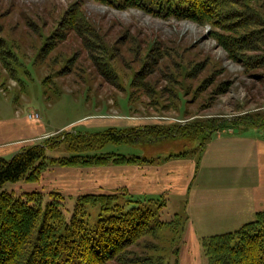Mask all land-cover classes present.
Returning a JSON list of instances; mask_svg holds the SVG:
<instances>
[{
	"label": "rangeland",
	"instance_id": "374dc122",
	"mask_svg": "<svg viewBox=\"0 0 264 264\" xmlns=\"http://www.w3.org/2000/svg\"><path fill=\"white\" fill-rule=\"evenodd\" d=\"M230 9L241 15L239 21L230 18L240 24L232 31L233 25L162 19L92 0H0V158L49 137L61 139L64 132L181 125L185 132L176 138L107 144L101 152L148 159L142 172L156 167L148 175L168 183L165 167L179 168L180 161L170 155L192 151L186 161L193 167L182 161V170L172 168L168 176L193 183L184 193L164 194L160 219L179 214L193 222L187 227L199 238L255 221V213L248 214L255 205L250 191L264 195V143L255 159L238 153L236 139L254 138V145L264 140V129L243 123L249 117L264 122V0H239ZM244 159L262 163L246 165ZM88 176L71 174L80 182ZM6 189L18 191L14 185ZM200 193L209 201L203 204ZM203 208L217 216L225 211L228 226L199 225ZM96 215L92 209L90 224ZM171 235L157 231L154 240L165 264L176 257L169 256V247L179 235L173 242ZM185 238L179 264H206L196 242Z\"/></svg>",
	"mask_w": 264,
	"mask_h": 264
},
{
	"label": "trees",
	"instance_id": "16d2710c",
	"mask_svg": "<svg viewBox=\"0 0 264 264\" xmlns=\"http://www.w3.org/2000/svg\"><path fill=\"white\" fill-rule=\"evenodd\" d=\"M92 1L114 9H137L162 19L209 22L221 29L234 24L229 22L230 18L241 20V15L230 9L239 0ZM237 25L239 22L230 30ZM249 118L243 123L264 129V122ZM256 118L262 119L260 115ZM180 126L140 125L108 127L94 133L64 132L61 139L49 137L16 150L8 159L1 157L0 264H165L166 257L158 255L154 242L157 231L163 230L172 234L171 242L179 235L178 243L169 247V256H176L173 263L179 264L180 240L188 234V220L174 214L173 219L163 221L160 217L168 201L165 193L137 194L135 185L126 184L127 178L111 175L117 167L141 168L152 161L101 152V148L107 144L141 142L144 138H176L185 132L186 127ZM192 153L178 152L171 154L170 159L186 161ZM55 170H73L77 176L89 172V176L80 182L69 175L54 177ZM99 170L108 172V176L102 178ZM7 185L16 186L18 191L7 190ZM92 209L97 210V215L90 224ZM255 215V221L234 231L197 239L206 264H264V210ZM146 236L152 240H145Z\"/></svg>",
	"mask_w": 264,
	"mask_h": 264
},
{
	"label": "crops",
	"instance_id": "0c3cea01",
	"mask_svg": "<svg viewBox=\"0 0 264 264\" xmlns=\"http://www.w3.org/2000/svg\"><path fill=\"white\" fill-rule=\"evenodd\" d=\"M241 139V136H238V138L236 139L237 140V143H238V153L241 154V153H247L248 155H251L253 158L257 159L258 157V153H257V150H256V147L258 145H262L264 143V140H259V141H256V144L257 145H254V138H251L249 140H244L242 141L243 143H241L239 140ZM246 142V143H244ZM212 145V142H210V144L208 146H211ZM206 148V151H207V146L205 147ZM252 149V150H250ZM16 151V150H14ZM248 161H251V162H258L260 161L262 163V160H252V159H244V164L247 165ZM168 163H171V162H168ZM193 163V162H192ZM192 163H190L189 161H186V165H190L191 167L192 166ZM235 164H237L236 162H234ZM259 163V162H258ZM179 164V168H177L175 165L172 166V167H165V170H166V178H167V182H164L162 181L161 179H159L160 177H156L152 174H149L148 175V172L147 170H151L152 168H156V167H147V169L145 170V172H142L141 168H136V167H117V168H126L130 174L132 175L131 177L128 175H126L127 179H128V183H126L127 185H132L131 187H133L134 185V190L137 188L138 191L137 194H144V193H148V194H151L153 192H160V193H165V194H180V193H184L186 191L189 190L190 186L192 185L193 181L190 182V179L188 181H184V180H180L179 182L178 181H175L174 179H172L171 177L168 176V173L171 171L172 168H177L179 169V171L182 170V161H179L178 162ZM119 169H115L113 170V172L111 173L112 176H115L117 179H124L125 177H123L121 175V172L118 171ZM158 171V170H157ZM54 172H56V175H54V177H59L61 175H69L71 176L72 172H74L73 170H68L67 173H61L59 172V170H55ZM127 171H124V173L126 174ZM108 172H103V171H99L98 174L99 175H103L102 178H106L108 176L107 174ZM146 176V177H145ZM143 177H145L148 181H143ZM135 178L137 180V182H135ZM190 182V183H189ZM141 184V186L143 187L142 190H140L138 188V184ZM175 184H181L179 186H172V185H175ZM169 187V188H168ZM173 188V189H171ZM251 193V201L254 202V206L250 207L248 209V214H253V213H256L258 211H262L264 210V195L259 192H256V191H250ZM197 198L204 204L206 202L209 201V197L207 196H203L202 193L198 194ZM233 199H229V202H230V205L231 207H234V202L232 201ZM202 214H204V217L202 218H198L197 220V223L199 225H203L206 227V230H209L213 227H216V226H222L223 224L225 226H228V220L229 218L226 217V214H225V211L223 212V214L221 213V216H217V215H214V212H212L211 210L209 209H205L203 208L201 211H200ZM198 216V215H197ZM232 216V214H231ZM214 218L216 219H220V221H217L215 220ZM225 218V219H223ZM236 221V216H234V220H233V223ZM189 224L192 226L193 225V222L190 220L189 221ZM239 227V226H238ZM237 228V227H236ZM234 228V229H236ZM187 235H186V238H185V241L189 242L188 239L192 240L193 242H196V245H197V248H198V243H197V239H199V237L196 236V234L194 233V231L189 228L187 229Z\"/></svg>",
	"mask_w": 264,
	"mask_h": 264
}]
</instances>
